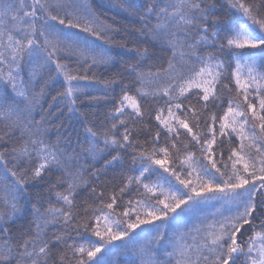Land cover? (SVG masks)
<instances>
[{"label":"snow or ice","instance_id":"snow-or-ice-1","mask_svg":"<svg viewBox=\"0 0 264 264\" xmlns=\"http://www.w3.org/2000/svg\"><path fill=\"white\" fill-rule=\"evenodd\" d=\"M145 15L156 20L145 31L172 56L167 67L154 72L128 66L139 87L121 85L118 99L109 101L111 124L103 134L104 144L117 150L106 167L129 151L141 167L108 195L88 185L92 201L78 203L82 174L67 170L65 153L44 137L47 121L21 120L17 100L26 102L30 114L44 95L47 84L40 73L45 69L63 77L61 97L70 111L85 93L81 81L106 88L116 82L72 67L74 62L92 69L111 57L95 41L82 43L68 30L124 45H116L108 35L114 29L75 0H0V167L19 194L55 171L67 176L52 184L55 204L37 210L34 228L15 243L10 228L20 208L15 193L0 190L9 209L0 211V264H111L107 246L114 241H125L119 247L137 255L139 264H264V0H167ZM224 53L227 58L221 59ZM34 83L44 84L38 95ZM153 119L154 132L145 122ZM87 131L97 136L92 128ZM17 132L20 144L13 143ZM57 186L64 190L56 191ZM213 200L231 205L228 213L169 233V220L194 214ZM143 225L154 227L137 248L133 233ZM156 250L163 251V261Z\"/></svg>","mask_w":264,"mask_h":264},{"label":"trees","instance_id":"trees-1","mask_svg":"<svg viewBox=\"0 0 264 264\" xmlns=\"http://www.w3.org/2000/svg\"><path fill=\"white\" fill-rule=\"evenodd\" d=\"M75 2L84 8L90 9L98 18L99 23L114 29V31L108 33L109 37L116 42V45L122 44L124 47L106 44L103 40H97L91 34L84 33L80 29H70L68 31L77 34L82 43L95 41L99 48L104 50L107 56L111 57L110 62L107 64H100L92 69L87 68V66L79 68L74 62H72V67L77 68L78 71L86 73L90 77L95 74L98 80L111 81L115 78L116 82L111 88H106L105 85L96 83L91 79L81 81L80 84L85 88V93L81 94L80 99L77 100L76 110L70 111V105L61 97V93L65 89L63 77L57 76L54 70L45 69L40 74L44 77L47 86L43 97L38 101L31 113L29 114L26 111V102L19 100V98L17 102L22 121L39 122L42 118L47 121L44 124V137L49 143L58 145L65 153V167L67 170L79 171L82 174L85 185L78 189L80 196L78 203H80L84 200L91 202L93 199L94 194L88 185L95 187L97 192L103 190L105 195H108L125 183L129 176L138 175L141 165L139 162L136 164L132 163L130 151L120 152L122 157L120 162L105 166L112 159V156L117 154V150L112 145L106 146L103 142V134L107 132L111 124L108 113L112 105L109 101L118 99L122 84L128 85L133 91L136 87H139L136 84L135 75L129 71L128 66L130 64L141 65V70L144 72L149 70L154 72L161 66L167 67V61L172 56V52L162 42L153 40L150 34L145 31L146 26L151 28L152 24L156 23L154 17H146L147 9L149 7L159 9L167 3V0H75ZM223 37L224 33H221V41ZM145 48L148 50L147 56L144 59H140V52ZM137 50H140V52ZM209 50L215 51V49ZM255 51L258 53V50ZM220 56L221 59H226L227 53L220 54ZM24 79L27 80L26 74ZM41 87H44V84L34 83L32 85V89L37 95ZM229 95L227 91L224 92L225 100L229 98ZM93 96L98 99L95 101L91 100L90 97ZM53 98L56 99L54 100ZM151 103L149 101V104ZM223 107H226V105L216 109L218 115H222L220 109ZM145 122L153 132L157 130L154 119ZM88 128H92L97 133V136H91L87 131ZM0 130H4L3 122H0ZM163 136L164 133L161 132L162 140ZM139 139L143 142L145 134H141ZM148 139H151L150 135ZM181 140L184 143H189L183 136ZM21 142L22 138L20 133L17 132L13 143L20 144ZM236 143L238 141H234L232 146H236ZM189 147L192 151H197L191 144H189ZM227 150L228 145L226 143L224 146L225 160L227 158ZM197 155H199L198 152ZM9 167H11V164ZM58 177L67 178L66 174L55 171L45 181L30 182L26 192L19 194L16 193L13 178L0 167V190L6 189L10 195L15 193L18 207L20 208V212L15 218V223L10 228L13 243L19 239L21 233L34 228L33 221L36 219L37 210L43 213L50 202L55 204L52 184L56 182ZM155 179L156 177L153 176V180ZM49 181L52 183H49ZM63 190V187H56V191ZM129 198L131 197L125 196V199ZM136 198L138 199L139 197ZM230 207L231 205L225 201L216 200L202 204L200 209L194 214L169 220L167 222L168 231L169 233L172 231H187L202 220L210 221L213 219V214L220 211L227 214ZM0 211H9L3 201H0ZM160 223V221L156 222V224ZM152 227L154 226L143 225L136 230V233H133L137 240V248L145 243V233ZM92 239L95 240L97 238L93 237ZM124 243L125 241H114L107 246L110 249L108 259L111 264H139L137 255L125 252L119 247ZM156 258L161 261L165 259L162 250H156Z\"/></svg>","mask_w":264,"mask_h":264}]
</instances>
